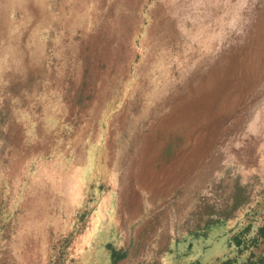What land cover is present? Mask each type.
<instances>
[{
	"label": "rangeland",
	"instance_id": "rangeland-1",
	"mask_svg": "<svg viewBox=\"0 0 264 264\" xmlns=\"http://www.w3.org/2000/svg\"><path fill=\"white\" fill-rule=\"evenodd\" d=\"M263 232L264 0H0V264H264Z\"/></svg>",
	"mask_w": 264,
	"mask_h": 264
},
{
	"label": "trees",
	"instance_id": "trees-1",
	"mask_svg": "<svg viewBox=\"0 0 264 264\" xmlns=\"http://www.w3.org/2000/svg\"><path fill=\"white\" fill-rule=\"evenodd\" d=\"M238 204L239 203L235 204V206H237ZM218 222H220V219L207 223V225L204 226L205 232H202L201 234H199V232H197V236H199V235L206 236L207 228L210 227L211 225L218 223ZM123 257H124L123 253H121V252L119 253L116 250H111V254H110L111 264H117V261ZM189 264H201V263H200V261L197 260V261H192ZM207 264H230V261L227 260V261H221L220 262L217 260V261H214L212 263H207ZM247 264H255V263L250 261Z\"/></svg>",
	"mask_w": 264,
	"mask_h": 264
},
{
	"label": "crops",
	"instance_id": "crops-1",
	"mask_svg": "<svg viewBox=\"0 0 264 264\" xmlns=\"http://www.w3.org/2000/svg\"><path fill=\"white\" fill-rule=\"evenodd\" d=\"M199 84H201V83H199Z\"/></svg>",
	"mask_w": 264,
	"mask_h": 264
}]
</instances>
